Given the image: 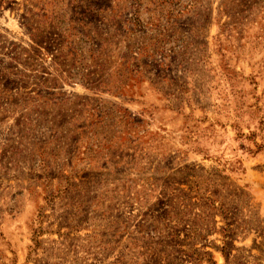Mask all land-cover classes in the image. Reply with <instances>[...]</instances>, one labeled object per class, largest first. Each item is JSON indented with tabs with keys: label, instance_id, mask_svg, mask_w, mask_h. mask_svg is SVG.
<instances>
[{
	"label": "rangeland",
	"instance_id": "1",
	"mask_svg": "<svg viewBox=\"0 0 264 264\" xmlns=\"http://www.w3.org/2000/svg\"><path fill=\"white\" fill-rule=\"evenodd\" d=\"M0 264H264V0H0Z\"/></svg>",
	"mask_w": 264,
	"mask_h": 264
}]
</instances>
